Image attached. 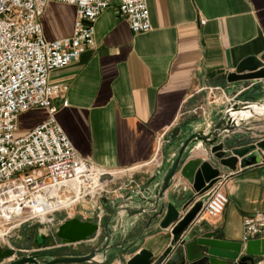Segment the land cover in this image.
I'll return each instance as SVG.
<instances>
[{"label":"crops","instance_id":"crops-1","mask_svg":"<svg viewBox=\"0 0 264 264\" xmlns=\"http://www.w3.org/2000/svg\"><path fill=\"white\" fill-rule=\"evenodd\" d=\"M147 3L149 30H131L118 13V0H112L94 23L93 46L49 73L51 82L64 86L53 98L63 130L85 158L107 169L129 168L123 175L128 184L121 189L145 181L176 135L219 118L236 94L249 102L264 100V81L248 87L227 79L241 60L264 52V0ZM74 19L73 4L48 1L40 17L44 36L71 34ZM63 97L66 105L61 104ZM45 117L43 107L22 112L18 134ZM228 137L237 144L264 138V119L255 118ZM204 151L199 142L188 157ZM224 173H231L223 187L229 202L219 215L202 213L201 218L221 229L226 238L241 239L244 215L264 210V161ZM116 186V181L111 184L112 189ZM121 189L100 199L103 220L112 210L110 199L121 194ZM83 206L87 207L79 206L74 215L93 220V216L84 217ZM142 234L121 259L110 254L103 264H121L141 247L158 255L168 244L165 229ZM102 257L99 254L97 259ZM257 264H264V255Z\"/></svg>","mask_w":264,"mask_h":264},{"label":"built area","instance_id":"built-area-1","mask_svg":"<svg viewBox=\"0 0 264 264\" xmlns=\"http://www.w3.org/2000/svg\"><path fill=\"white\" fill-rule=\"evenodd\" d=\"M48 1L0 0V246L14 249L8 260L18 256L16 250L32 254L77 243L15 248L12 238L21 225L47 222L60 211L71 217L70 211L84 204V217L101 224L100 199L128 184L123 175L129 168L107 169L77 151L56 117L53 98L64 86L49 79L51 70L93 46L94 23L112 0H53L75 6L72 33L53 39L44 36L40 21ZM118 13L134 32L151 28L147 0H118ZM61 104H67L65 97ZM32 107L45 108L46 117L18 134L20 114ZM230 176L222 173L214 182L198 219L223 212L229 202L223 187ZM263 237L264 210L246 213L241 240Z\"/></svg>","mask_w":264,"mask_h":264},{"label":"water","instance_id":"water-1","mask_svg":"<svg viewBox=\"0 0 264 264\" xmlns=\"http://www.w3.org/2000/svg\"><path fill=\"white\" fill-rule=\"evenodd\" d=\"M227 79L248 87L261 84L264 52L241 60L235 70L228 72ZM251 80L254 83L250 84ZM253 103L260 104L259 110L249 108ZM246 109L248 112L240 113ZM255 118L264 119V100L249 102L236 94L225 104L219 118L176 135L145 181L124 187L121 194L110 199L112 210L101 224L73 216L60 222L54 235L40 231L36 224L30 225L31 244L36 247L53 245L57 239L63 243H91L90 237L95 236L93 241L97 243L87 252L22 253L2 264L103 263L110 254L121 259L122 253L143 237L142 232L151 229H165L169 235L162 252L154 255L150 249L141 247L122 259L121 264L259 263L264 255V237L246 243L229 239L208 220L197 218L211 193L209 189L225 169L237 171L239 167L244 169L264 161V138L237 144L228 137ZM199 142L204 153L188 157ZM13 252V248L0 246V259L10 257ZM99 254L103 256L101 259H97Z\"/></svg>","mask_w":264,"mask_h":264},{"label":"rangeland","instance_id":"rangeland-1","mask_svg":"<svg viewBox=\"0 0 264 264\" xmlns=\"http://www.w3.org/2000/svg\"><path fill=\"white\" fill-rule=\"evenodd\" d=\"M77 211V210H76ZM74 209L70 211V214L73 216H78L77 214L74 215ZM81 218V216H78ZM65 218H69L68 215L65 214L64 211L57 212L54 216L53 219L44 222V223H30V224H23L21 225L16 231H15V236L12 238V243L14 244L15 248L21 247V248H28L32 247L33 245L31 244L30 240L32 237L31 232H29L30 225L36 224V228L39 229L40 231L44 233H50V232H55L58 224L62 222ZM84 219V218H82ZM33 232V230H32ZM59 242V241H58ZM97 243L95 242H87V241H80L77 243H71L64 245L62 247H59L62 253H71L77 250L83 251L86 249H90L92 245ZM22 252L19 250H16V255H20ZM114 255V254H111ZM90 262H79V263H60V264H89Z\"/></svg>","mask_w":264,"mask_h":264},{"label":"flooded vegetation","instance_id":"flooded-vegetation-1","mask_svg":"<svg viewBox=\"0 0 264 264\" xmlns=\"http://www.w3.org/2000/svg\"><path fill=\"white\" fill-rule=\"evenodd\" d=\"M33 228H30L29 232H31V234H33L32 232ZM48 234H52L54 235V233H48ZM33 237V236H32ZM32 237H31V240H32ZM30 240V242H31ZM60 241V239H57L56 242ZM40 253H44V254H57V253H62L60 248H56V249H50V250H45V251H42Z\"/></svg>","mask_w":264,"mask_h":264},{"label":"bare ground","instance_id":"bare-ground-1","mask_svg":"<svg viewBox=\"0 0 264 264\" xmlns=\"http://www.w3.org/2000/svg\"><path fill=\"white\" fill-rule=\"evenodd\" d=\"M249 108H250V109H252V108H255V109L260 108V104H258V103H253V104H252V107H249ZM247 110H249V109H246V110L242 111L241 113L248 112ZM235 114H236V113H235Z\"/></svg>","mask_w":264,"mask_h":264}]
</instances>
